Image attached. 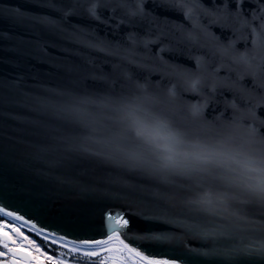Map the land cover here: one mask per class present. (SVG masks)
<instances>
[{
  "label": "snow or ice",
  "instance_id": "snow-or-ice-1",
  "mask_svg": "<svg viewBox=\"0 0 264 264\" xmlns=\"http://www.w3.org/2000/svg\"><path fill=\"white\" fill-rule=\"evenodd\" d=\"M246 3L165 0L164 7L186 21L181 26L145 11L143 0H118L115 9L126 18L121 23L144 22L148 36L175 37L179 31L178 43L203 53L194 57L192 68L159 58L151 70L159 69L166 84L153 85L147 77L141 82L140 72L149 71V65L135 58L131 45L113 48L83 29L67 33V39L118 57L124 65H113L118 75L91 76L102 83L87 84L83 76L62 87L22 93L23 105L33 113L26 121L29 139L0 138V170L14 164L36 184L41 200L68 190L110 202L101 214V238L58 233L54 229L60 224L38 227L0 204V264H73L72 256L80 254L103 257L99 264H205L193 253L214 264H264V120L256 113L264 106V0L249 4L250 10ZM98 7L107 5L89 3L86 15L100 21ZM3 14L66 32L60 21L26 17L19 9ZM213 28L222 35L225 30L240 35L222 40ZM129 40L145 48L155 43L131 34ZM84 71L94 73L96 66ZM0 90L20 92L19 83L0 82ZM225 91L238 101L226 105L231 115L209 120L206 101ZM185 93L196 102H185ZM21 143H26L23 151ZM106 170L119 178H85ZM145 184L162 187L164 195L147 200ZM162 225H177L185 237L202 241V248L172 256L155 251L177 240L159 230ZM26 231L63 251L49 254L51 248L46 250Z\"/></svg>",
  "mask_w": 264,
  "mask_h": 264
},
{
  "label": "water",
  "instance_id": "water-1",
  "mask_svg": "<svg viewBox=\"0 0 264 264\" xmlns=\"http://www.w3.org/2000/svg\"><path fill=\"white\" fill-rule=\"evenodd\" d=\"M107 5L98 7L97 14L101 20L90 18L85 13L89 3ZM145 11L161 20L167 19L176 25H185L178 13H173L164 7L165 0H143ZM257 0H248L244 5L249 9V4L253 6ZM118 0H0V82L7 84L19 83L20 92L0 90V138L28 141L26 132V121L33 118L31 110L23 105L22 93H36L44 88H58L70 84L74 80H79L87 76V84L102 83L93 81L92 75H108L116 71L113 65H124L118 57L105 56L94 49L84 47L66 38L67 33L77 29H83L94 33L101 39L111 42L113 48L121 45H131L135 58L141 63L149 65V71H141V82L143 77H147L153 85L166 84L162 79L159 69L156 68L159 58L169 64L182 65L186 68L195 67L196 56L203 53L191 47L178 43L179 31L175 37L146 35L148 25L144 22L121 23L126 18L115 9ZM49 5H52L51 7ZM83 5L84 8L78 7ZM19 9L26 17H46L51 20L60 21L66 32L50 30L47 26L41 25L31 20H20L14 16L3 14V10ZM250 10V9H249ZM67 12L68 15L64 16ZM101 21H107L102 23ZM155 32V25L152 26ZM222 40L237 39L240 33L233 35L231 31L225 30L221 34L216 28L211 30ZM133 39H151L155 43H150L147 48L142 43L132 44L129 35ZM243 41H239L237 47L243 50ZM127 53L121 52V55ZM156 57L155 61L148 59ZM190 57L192 59H190ZM91 61V63H88ZM96 66L94 73H87L86 68ZM72 68V71L68 69ZM135 70V66H132ZM221 75L224 71L221 69ZM170 86V85H169ZM119 88V85H117ZM185 102H196L189 93L184 94ZM208 107L205 108L206 117L211 120L216 117L227 118L231 115V108L226 105L238 102L231 92H223L214 95L211 100L206 101ZM259 119L264 120V106L256 109ZM23 151L26 143L19 145ZM90 180L118 179L114 172L106 170L96 172L85 177ZM143 195L147 200L155 199V194L164 195V189L155 185H143ZM37 186L22 170H18L14 164L6 163L0 170V204L9 206V210L19 211L26 218H31L37 222L38 226L48 227L50 225H62L57 230L58 233L67 231L70 236H87L101 238L102 212L106 210V205L110 202L91 199L79 196L77 193L62 190L58 193L50 194L47 199L41 200L36 196ZM162 204L163 202L160 201ZM139 211V208L134 209ZM176 219H185L177 216ZM153 223L162 224L161 221ZM78 224H87L85 230L75 227ZM162 231H168L177 237L175 243L171 245H160L155 247V251L161 254L172 256L187 248L201 249L203 242L185 237L183 230L177 225H162ZM135 233H129V236ZM181 241L183 243H181ZM186 246V247H185ZM193 258L204 261L205 264H214L213 261L205 257Z\"/></svg>",
  "mask_w": 264,
  "mask_h": 264
},
{
  "label": "trees",
  "instance_id": "trees-1",
  "mask_svg": "<svg viewBox=\"0 0 264 264\" xmlns=\"http://www.w3.org/2000/svg\"><path fill=\"white\" fill-rule=\"evenodd\" d=\"M38 239L41 241V243L43 244L44 247H46L47 249L48 248H51V251L52 252H57V251H60L61 249H58V248H55L54 246H46L42 240L41 237H38ZM75 260V262L77 263H81V264H94L93 262L89 261V260H85V259H81V258H78V257H75L73 258Z\"/></svg>",
  "mask_w": 264,
  "mask_h": 264
},
{
  "label": "bare ground",
  "instance_id": "bare-ground-1",
  "mask_svg": "<svg viewBox=\"0 0 264 264\" xmlns=\"http://www.w3.org/2000/svg\"><path fill=\"white\" fill-rule=\"evenodd\" d=\"M50 254V253H49Z\"/></svg>",
  "mask_w": 264,
  "mask_h": 264
}]
</instances>
